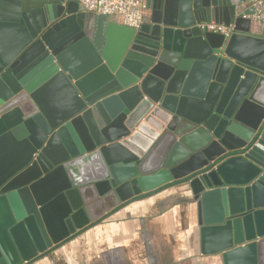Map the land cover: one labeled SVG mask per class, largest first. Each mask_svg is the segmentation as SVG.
I'll use <instances>...</instances> for the list:
<instances>
[{"label": "water", "instance_id": "obj_1", "mask_svg": "<svg viewBox=\"0 0 264 264\" xmlns=\"http://www.w3.org/2000/svg\"><path fill=\"white\" fill-rule=\"evenodd\" d=\"M256 1L146 0L129 28L77 0H0V264H37L175 188L201 257L264 264Z\"/></svg>", "mask_w": 264, "mask_h": 264}, {"label": "crops", "instance_id": "obj_2", "mask_svg": "<svg viewBox=\"0 0 264 264\" xmlns=\"http://www.w3.org/2000/svg\"><path fill=\"white\" fill-rule=\"evenodd\" d=\"M183 190L122 209L37 264H221L198 254L196 211Z\"/></svg>", "mask_w": 264, "mask_h": 264}, {"label": "built area", "instance_id": "obj_3", "mask_svg": "<svg viewBox=\"0 0 264 264\" xmlns=\"http://www.w3.org/2000/svg\"><path fill=\"white\" fill-rule=\"evenodd\" d=\"M85 12L95 15H106L117 17L119 24L138 28L146 11V0H77ZM254 12L250 16L252 22L264 21V2L258 0L253 3ZM201 28L207 31L220 34L228 38L232 34V28L222 24L206 23L201 24Z\"/></svg>", "mask_w": 264, "mask_h": 264}]
</instances>
